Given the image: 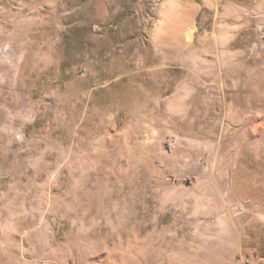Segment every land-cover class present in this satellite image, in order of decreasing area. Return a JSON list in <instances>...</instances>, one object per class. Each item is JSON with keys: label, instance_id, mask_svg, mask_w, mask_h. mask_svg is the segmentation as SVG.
Returning a JSON list of instances; mask_svg holds the SVG:
<instances>
[{"label": "clouds", "instance_id": "9594fccd", "mask_svg": "<svg viewBox=\"0 0 264 264\" xmlns=\"http://www.w3.org/2000/svg\"><path fill=\"white\" fill-rule=\"evenodd\" d=\"M0 264H264V0H0Z\"/></svg>", "mask_w": 264, "mask_h": 264}]
</instances>
